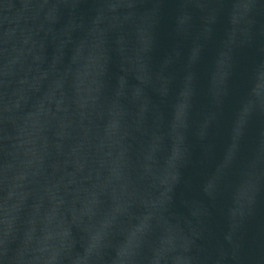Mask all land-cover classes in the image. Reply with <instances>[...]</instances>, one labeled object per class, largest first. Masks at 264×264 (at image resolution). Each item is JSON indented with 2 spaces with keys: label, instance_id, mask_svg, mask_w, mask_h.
Masks as SVG:
<instances>
[{
  "label": "water",
  "instance_id": "1",
  "mask_svg": "<svg viewBox=\"0 0 264 264\" xmlns=\"http://www.w3.org/2000/svg\"><path fill=\"white\" fill-rule=\"evenodd\" d=\"M0 264H264V0H0Z\"/></svg>",
  "mask_w": 264,
  "mask_h": 264
}]
</instances>
